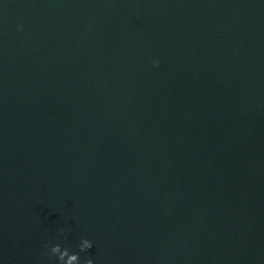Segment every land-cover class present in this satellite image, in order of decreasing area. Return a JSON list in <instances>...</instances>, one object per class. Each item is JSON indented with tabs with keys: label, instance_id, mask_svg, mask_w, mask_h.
I'll return each instance as SVG.
<instances>
[{
	"label": "water",
	"instance_id": "95a60500",
	"mask_svg": "<svg viewBox=\"0 0 264 264\" xmlns=\"http://www.w3.org/2000/svg\"><path fill=\"white\" fill-rule=\"evenodd\" d=\"M55 244L264 264V0H0V264Z\"/></svg>",
	"mask_w": 264,
	"mask_h": 264
},
{
	"label": "clouds",
	"instance_id": "9594fccd",
	"mask_svg": "<svg viewBox=\"0 0 264 264\" xmlns=\"http://www.w3.org/2000/svg\"><path fill=\"white\" fill-rule=\"evenodd\" d=\"M154 67H158V62H153ZM61 235H63V231H61ZM93 247L92 243L87 240H81L79 244V253H87ZM49 252L51 256L56 257L58 264H81L80 255L71 254L68 248H61L59 244H55L50 247ZM83 264H93L91 259H85Z\"/></svg>",
	"mask_w": 264,
	"mask_h": 264
}]
</instances>
